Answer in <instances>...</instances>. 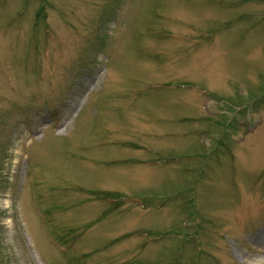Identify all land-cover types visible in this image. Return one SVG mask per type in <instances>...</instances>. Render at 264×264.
Here are the masks:
<instances>
[{"label":"rangeland","instance_id":"obj_1","mask_svg":"<svg viewBox=\"0 0 264 264\" xmlns=\"http://www.w3.org/2000/svg\"><path fill=\"white\" fill-rule=\"evenodd\" d=\"M263 232L264 0H0V264H264Z\"/></svg>","mask_w":264,"mask_h":264},{"label":"bare ground","instance_id":"obj_2","mask_svg":"<svg viewBox=\"0 0 264 264\" xmlns=\"http://www.w3.org/2000/svg\"><path fill=\"white\" fill-rule=\"evenodd\" d=\"M263 237V238H262ZM258 240L260 239H264V232L260 235L259 238H257ZM257 254H264V250H260V251H257Z\"/></svg>","mask_w":264,"mask_h":264}]
</instances>
